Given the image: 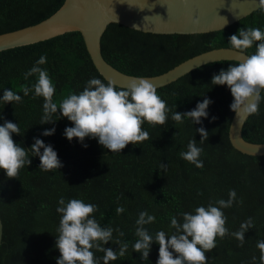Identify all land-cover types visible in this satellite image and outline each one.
Wrapping results in <instances>:
<instances>
[{"label": "trees", "instance_id": "16d2710c", "mask_svg": "<svg viewBox=\"0 0 264 264\" xmlns=\"http://www.w3.org/2000/svg\"><path fill=\"white\" fill-rule=\"evenodd\" d=\"M64 0H0V34L34 25L54 14ZM256 27L264 30V6L233 25L216 32L193 35H159L143 33L118 24H109L101 38L104 60L127 75L152 77L161 75L181 62L200 53L231 48L229 37L239 29ZM255 46L247 54H253ZM46 56L40 67L46 69L56 87L53 100L59 104L69 93L79 94L88 80L101 79L95 70L83 39L78 32H69L35 44L0 52V96L4 89H12L22 96L21 103L3 104L0 101V125L5 121L18 123L21 135L13 134L14 141L25 149L34 138L51 145L57 152L63 167L44 171L39 168V157L32 156L31 164L20 170L16 179H9L0 170V217L3 225L0 245V264H56L60 253L55 247L60 214L56 212L58 200L64 197L81 199L97 205L95 219L102 227H112L124 233L120 237L113 232V243L105 248L118 250L116 239L127 242L128 251L109 264H156L159 245L152 243L148 260L142 261L134 252L135 221L141 211L155 216V222L145 227L153 236L169 227L170 219L184 212L194 213L198 206L210 201L228 199L230 190L236 191L237 201L231 208L223 209L227 217L229 233L239 230L249 217L254 227L245 233L243 246H238L232 235L217 238L216 247L206 253L207 264H261L256 244L264 240V156L241 154L232 148L228 129L234 114L233 101L226 85H212L211 78L221 69L236 62L222 61L201 66L158 88L157 93L170 109L164 125H143L150 140L127 145L120 153L108 152L97 139L76 138L69 141L64 129L73 126L54 114V123H41L43 98L30 92L24 96L21 85L31 87L37 77L26 80L24 74L35 62ZM264 97V92L261 93ZM205 98L212 101L200 124L188 118L182 124L171 119L176 112L194 109ZM260 114L247 118L242 137L251 143H264V99ZM212 117H216L212 120ZM203 127L208 139L200 143L201 136L195 130ZM55 128L51 136L42 132ZM194 139L203 149L200 160L203 168L181 158L187 151L189 140ZM83 145H87L84 147ZM43 152V149H41ZM166 167H161V165ZM125 211L117 214L116 208ZM95 251V250H94ZM102 264V252H95ZM256 260L253 261L252 257Z\"/></svg>", "mask_w": 264, "mask_h": 264}, {"label": "clouds", "instance_id": "9594fccd", "mask_svg": "<svg viewBox=\"0 0 264 264\" xmlns=\"http://www.w3.org/2000/svg\"><path fill=\"white\" fill-rule=\"evenodd\" d=\"M192 22L195 24L198 21L194 19ZM226 23L225 19L223 25ZM228 44L242 59L236 65H229L226 70L221 69L214 74L210 82L212 85H226L230 89L233 97L230 109L242 126L248 117L260 114L259 105L264 99L261 95L264 92V30L256 27L239 29L237 34L229 37ZM253 46L255 52L247 54ZM46 60L47 57L42 55L24 74L26 80L34 75L37 79L31 87L21 85L20 91L24 96L34 92L35 96L43 98L40 124L54 123L53 116L57 110L72 123L73 126L64 129V136L69 141L76 138L83 143L85 138H94L108 152L120 153L129 144L136 145L151 139L144 130L145 123L162 126L168 121L170 109L167 102L158 95L156 87L149 80L141 77L129 79L122 88L113 80L104 83L101 79L92 78L79 94L69 93L57 104L53 100L56 87L47 70L40 67ZM0 101L3 104L21 103L22 96L12 89H4ZM211 103L205 98L188 112L175 111L171 119L177 124H182L185 118L193 124H200L202 118L208 117L207 109ZM215 119L212 117V120ZM195 131L201 136L200 143L208 139L209 134L203 127ZM54 132L55 128H52L41 135L51 136ZM13 134L21 135L18 123L5 121L0 125V170L7 178L16 179L20 170L31 164L29 151L32 156L39 157V168L44 171L63 167L51 145L34 138L30 148L25 149L14 141ZM202 152L203 149L192 138L187 144V151L180 155L196 168H203V161L199 159ZM161 167L166 165L162 164ZM236 196V191L230 190L227 200L210 201L207 206L196 207L194 213H181L182 220L171 217L169 227L175 230L171 234L163 230L157 231L154 236L150 234L145 226L154 223L156 218L147 211H141L135 221V236L138 239L132 245L133 251L140 253L142 261L148 260L150 246L155 242L159 245L156 264H207L206 253L216 247L217 238L223 239L230 234L239 241L238 246H243L245 233L254 227L253 218L242 222L238 231L229 233L223 211L231 208L234 202L242 203V200L237 201ZM58 205L56 212L60 214V220L55 247L60 256L56 264H100L95 252L104 254L102 264L125 256L129 248L127 242L116 239L114 243L118 245V250L115 251L111 247H104L109 241L113 243L114 231L120 237L124 233L100 225L94 217L97 205L75 198L66 202L64 197L59 198ZM124 211L123 206L116 208L117 214ZM256 247L260 251V262L264 264V240L258 241ZM252 260L255 261L256 257L253 256Z\"/></svg>", "mask_w": 264, "mask_h": 264}, {"label": "water", "instance_id": "95a60500", "mask_svg": "<svg viewBox=\"0 0 264 264\" xmlns=\"http://www.w3.org/2000/svg\"><path fill=\"white\" fill-rule=\"evenodd\" d=\"M263 6L264 0H64L50 17L0 34V52L78 32L97 73L106 82L113 80L122 88L137 76L122 73L104 60L101 38L109 24L159 35L204 34L223 30ZM194 19L198 21L195 24ZM225 19L227 23L223 25ZM240 59L231 48H216L193 56L161 75L141 78L158 89L201 66L222 61L238 63ZM244 123L240 126L233 114L228 129L232 148L247 156H264V143H251L242 137ZM2 232L0 217V245Z\"/></svg>", "mask_w": 264, "mask_h": 264}]
</instances>
